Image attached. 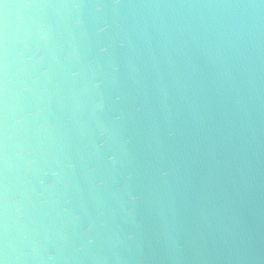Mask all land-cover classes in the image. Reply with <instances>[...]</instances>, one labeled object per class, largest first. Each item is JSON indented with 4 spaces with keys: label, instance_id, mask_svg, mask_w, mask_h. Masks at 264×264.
Masks as SVG:
<instances>
[{
    "label": "water",
    "instance_id": "water-1",
    "mask_svg": "<svg viewBox=\"0 0 264 264\" xmlns=\"http://www.w3.org/2000/svg\"><path fill=\"white\" fill-rule=\"evenodd\" d=\"M0 264H264V0H0Z\"/></svg>",
    "mask_w": 264,
    "mask_h": 264
}]
</instances>
